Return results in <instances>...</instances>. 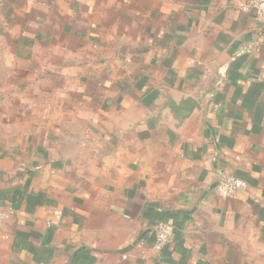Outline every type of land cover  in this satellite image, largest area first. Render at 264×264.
Masks as SVG:
<instances>
[{"label":"crops","instance_id":"obj_1","mask_svg":"<svg viewBox=\"0 0 264 264\" xmlns=\"http://www.w3.org/2000/svg\"><path fill=\"white\" fill-rule=\"evenodd\" d=\"M241 1L0 0V264H264V20Z\"/></svg>","mask_w":264,"mask_h":264},{"label":"built area","instance_id":"obj_2","mask_svg":"<svg viewBox=\"0 0 264 264\" xmlns=\"http://www.w3.org/2000/svg\"><path fill=\"white\" fill-rule=\"evenodd\" d=\"M241 12H253L257 17L264 20V0H243L238 3ZM246 182L228 173H219L215 193L221 198H227L238 190H244ZM13 214L12 209L0 205V223ZM173 225L169 221H158L153 225V246L161 250L166 246L173 234Z\"/></svg>","mask_w":264,"mask_h":264},{"label":"water","instance_id":"obj_3","mask_svg":"<svg viewBox=\"0 0 264 264\" xmlns=\"http://www.w3.org/2000/svg\"><path fill=\"white\" fill-rule=\"evenodd\" d=\"M180 103L183 104L184 106L177 109L178 110L177 115L179 120H185L187 117L190 116L193 110L198 109V105L190 97H181Z\"/></svg>","mask_w":264,"mask_h":264}]
</instances>
